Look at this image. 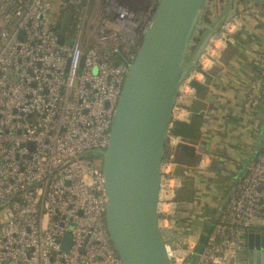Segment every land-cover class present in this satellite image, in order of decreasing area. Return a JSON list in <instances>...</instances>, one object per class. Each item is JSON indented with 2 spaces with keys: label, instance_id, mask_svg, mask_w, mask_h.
I'll use <instances>...</instances> for the list:
<instances>
[{
  "label": "built area",
  "instance_id": "built-area-1",
  "mask_svg": "<svg viewBox=\"0 0 264 264\" xmlns=\"http://www.w3.org/2000/svg\"><path fill=\"white\" fill-rule=\"evenodd\" d=\"M157 2L0 0V264H122L105 228L101 160L93 152L108 145L128 66ZM240 11L261 12L256 7ZM64 12L72 14V26L63 35ZM235 19L236 14L222 26L221 38L209 42L198 70L204 58L213 64L219 60ZM61 34L65 41L58 44ZM258 59L246 111L256 108L264 90V50ZM192 77L179 89L161 165L158 224L174 233L182 186L174 173L179 165L174 151L183 140L171 130L185 112V95L194 97ZM261 227L264 143L206 235L198 264H239L249 233ZM65 234L71 245L63 253ZM186 238L185 250L167 246L176 264L191 251Z\"/></svg>",
  "mask_w": 264,
  "mask_h": 264
},
{
  "label": "water",
  "instance_id": "water-1",
  "mask_svg": "<svg viewBox=\"0 0 264 264\" xmlns=\"http://www.w3.org/2000/svg\"><path fill=\"white\" fill-rule=\"evenodd\" d=\"M241 1L264 5V0H221L213 7L211 0H158L142 32L112 116L108 145L93 152L101 160L105 228L122 264H176L167 246L186 249L184 234L158 224L167 134L180 87L198 71L209 42L221 38L222 26L233 22L235 4ZM208 11L211 17L205 20ZM71 26L72 14L64 12L60 32L70 33ZM62 34L58 44L65 41ZM176 149L193 151L184 145ZM185 207L177 205V218ZM70 245L71 236L65 234L61 251L68 252ZM246 250L249 264H264V234L251 231Z\"/></svg>",
  "mask_w": 264,
  "mask_h": 264
},
{
  "label": "crops",
  "instance_id": "crops-1",
  "mask_svg": "<svg viewBox=\"0 0 264 264\" xmlns=\"http://www.w3.org/2000/svg\"><path fill=\"white\" fill-rule=\"evenodd\" d=\"M220 1L211 0L210 7ZM246 7L261 12L241 14ZM234 11L229 46L214 64L201 60L203 67L190 80L194 97L185 95L184 115L173 121V127L178 122L185 133L181 135L183 145L193 149L178 150L180 164L174 172L185 181L177 191V203L188 205L176 226L191 249L185 259L179 257L183 264H198L206 235L264 143V90L255 109L244 108L264 50V5L241 1L236 2ZM207 13L210 18L211 13ZM253 231L264 234V227ZM239 264H249L247 250Z\"/></svg>",
  "mask_w": 264,
  "mask_h": 264
},
{
  "label": "trees",
  "instance_id": "trees-1",
  "mask_svg": "<svg viewBox=\"0 0 264 264\" xmlns=\"http://www.w3.org/2000/svg\"><path fill=\"white\" fill-rule=\"evenodd\" d=\"M208 13L206 14V17H205V20H208ZM57 29H58V26H57ZM183 130L181 128H178V127H173L171 132L173 135L177 136V137H181V135L183 136L185 133L182 132ZM177 155H178V151H174V158H175V161L180 164V162L178 161L177 159ZM176 201H177V194H176Z\"/></svg>",
  "mask_w": 264,
  "mask_h": 264
},
{
  "label": "rangeland",
  "instance_id": "rangeland-1",
  "mask_svg": "<svg viewBox=\"0 0 264 264\" xmlns=\"http://www.w3.org/2000/svg\"><path fill=\"white\" fill-rule=\"evenodd\" d=\"M100 165V164H99Z\"/></svg>",
  "mask_w": 264,
  "mask_h": 264
}]
</instances>
